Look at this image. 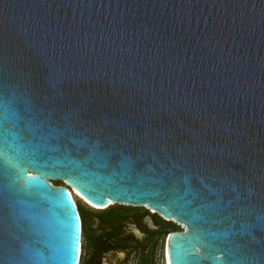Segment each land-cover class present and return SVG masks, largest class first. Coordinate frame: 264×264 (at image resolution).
Returning a JSON list of instances; mask_svg holds the SVG:
<instances>
[{"label":"water","instance_id":"obj_1","mask_svg":"<svg viewBox=\"0 0 264 264\" xmlns=\"http://www.w3.org/2000/svg\"><path fill=\"white\" fill-rule=\"evenodd\" d=\"M68 189L264 264V0H0V264H77Z\"/></svg>","mask_w":264,"mask_h":264},{"label":"flooded vegetation","instance_id":"obj_2","mask_svg":"<svg viewBox=\"0 0 264 264\" xmlns=\"http://www.w3.org/2000/svg\"><path fill=\"white\" fill-rule=\"evenodd\" d=\"M132 208L99 214L97 232L85 239L79 264H166L164 226L148 211Z\"/></svg>","mask_w":264,"mask_h":264},{"label":"rangeland","instance_id":"obj_3","mask_svg":"<svg viewBox=\"0 0 264 264\" xmlns=\"http://www.w3.org/2000/svg\"><path fill=\"white\" fill-rule=\"evenodd\" d=\"M55 183L56 182H52V184H55ZM74 197H75L74 202L77 205V207L79 208V212H80L82 220H83L84 234H83V238H82V243H83V252H84V246L86 244L85 239L88 240L96 234L97 225H98V216L102 211L91 209V208L87 207V205L82 203L80 200H78L75 195H74ZM116 207H118V208H131V207H125V206H119V205L110 206L109 208H116ZM132 209H134V208H132ZM137 209L143 210V211L145 210L146 212L148 211L146 209H141V208H137ZM152 216L159 222L160 225L164 226V228H165V230L162 232L161 240L165 235L167 238L168 233H170L171 231H177V232L182 231V228L178 224H174V223H171L168 221H164L161 218L157 217L156 214H152ZM159 249H160V247H159ZM79 258H80V256H79ZM79 258H78L77 264H79Z\"/></svg>","mask_w":264,"mask_h":264},{"label":"bare ground","instance_id":"obj_4","mask_svg":"<svg viewBox=\"0 0 264 264\" xmlns=\"http://www.w3.org/2000/svg\"><path fill=\"white\" fill-rule=\"evenodd\" d=\"M68 191H69V193H70V195H71V197H72V199H73V201H75V197H74V195L76 196V198H80L79 200L81 201V197L74 191V190H72V189H68ZM74 194V195H73ZM83 200V199H82ZM82 202V201H81ZM83 203V202H82ZM87 203V202H86ZM85 204V203H84ZM86 205V204H85ZM88 206L87 207H91V208H93L94 210H100L99 208H95V207H93V206H91V205H89V204H87ZM111 205H113L112 203H109V206H111ZM108 206V207H109ZM89 207V208H90ZM146 210H148L149 211V213L150 214H155V212H153V211H151V210H149L148 208H146ZM166 221H169V220H166ZM179 225V224H178ZM181 228H182V226L181 225H179ZM81 253H82V251H81V249H80V251H79V256H81Z\"/></svg>","mask_w":264,"mask_h":264},{"label":"trees","instance_id":"obj_5","mask_svg":"<svg viewBox=\"0 0 264 264\" xmlns=\"http://www.w3.org/2000/svg\"><path fill=\"white\" fill-rule=\"evenodd\" d=\"M53 186H63L60 182H56L55 184H52ZM76 208H77V211H78V214H79V218H80V223H81V251L83 253V243H82V238H83V234H84V230H83V220H82V217H81V214L79 212V208L77 207L76 205ZM110 208H107L104 210L103 213H105L106 211H109ZM82 253H81V256H82ZM81 256H80V260H81ZM80 263V261H79Z\"/></svg>","mask_w":264,"mask_h":264}]
</instances>
